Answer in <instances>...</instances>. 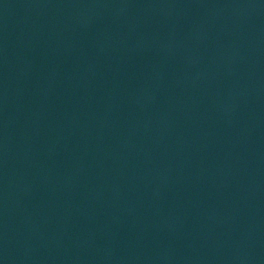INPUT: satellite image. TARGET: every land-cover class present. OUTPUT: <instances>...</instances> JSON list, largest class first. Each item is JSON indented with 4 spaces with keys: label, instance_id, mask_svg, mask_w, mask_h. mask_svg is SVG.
Masks as SVG:
<instances>
[{
    "label": "water",
    "instance_id": "obj_1",
    "mask_svg": "<svg viewBox=\"0 0 264 264\" xmlns=\"http://www.w3.org/2000/svg\"><path fill=\"white\" fill-rule=\"evenodd\" d=\"M0 264H264V0H0Z\"/></svg>",
    "mask_w": 264,
    "mask_h": 264
}]
</instances>
